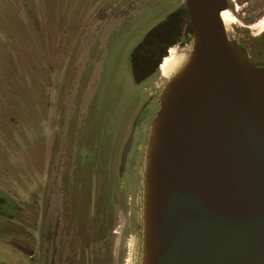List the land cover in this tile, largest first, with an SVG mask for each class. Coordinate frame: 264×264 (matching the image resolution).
<instances>
[{"label": "rangeland", "instance_id": "obj_1", "mask_svg": "<svg viewBox=\"0 0 264 264\" xmlns=\"http://www.w3.org/2000/svg\"><path fill=\"white\" fill-rule=\"evenodd\" d=\"M230 2L236 23L228 30L256 60H264V34L252 28L264 18V0ZM183 4L0 0V264H59V259L43 257L39 207L47 169L51 172L61 147L68 159L64 185L74 207L72 214L68 207L63 242L72 248L95 242L106 228L104 212L111 209L113 195H121L122 181L137 183L124 192L133 198L130 211L137 222L140 164L159 109L153 95L167 80L159 70L136 81L132 58L148 33ZM190 41L185 37L173 48L183 56ZM130 142L123 174L122 157ZM127 210L119 213V232ZM88 225L93 228L89 236ZM131 233L127 264L137 257V228Z\"/></svg>", "mask_w": 264, "mask_h": 264}, {"label": "water", "instance_id": "obj_2", "mask_svg": "<svg viewBox=\"0 0 264 264\" xmlns=\"http://www.w3.org/2000/svg\"><path fill=\"white\" fill-rule=\"evenodd\" d=\"M230 6L180 8L191 41L153 95L134 264H264V62L228 30Z\"/></svg>", "mask_w": 264, "mask_h": 264}, {"label": "flooded vegetation", "instance_id": "obj_3", "mask_svg": "<svg viewBox=\"0 0 264 264\" xmlns=\"http://www.w3.org/2000/svg\"><path fill=\"white\" fill-rule=\"evenodd\" d=\"M231 12V11H230ZM259 21V20H258ZM185 31H187L186 26L184 27ZM188 34V33H187ZM264 34V33H263ZM259 36V35H258ZM264 36V35H263ZM264 40V38H263ZM174 48H170L169 54L167 57L163 58L161 64L153 74L160 70L161 75L163 76L164 67L166 64L167 59H169L171 55V51ZM176 49V48H175ZM177 50V49H176ZM134 55V54H133ZM172 56V55H171ZM252 58L253 54L251 55ZM167 58V59H166ZM166 59V60H165ZM256 60V59H254ZM133 61V58H132ZM170 61V60H169ZM256 62H264V60H256ZM164 63V64H163ZM133 64V63H132ZM163 65V66H162ZM162 67V68H161ZM149 76V77H150ZM147 79V78H146ZM67 106V103H65ZM70 110V109H69ZM66 109L65 118H67V114L69 112ZM63 110L59 111L56 115L57 119H61L63 116ZM63 140H65V131L63 132ZM62 136V135H61ZM58 142H62V138L59 137L57 139ZM60 147V146H59ZM63 149L61 147L56 154L55 157V164L51 168V172L47 169V173L45 175V184L42 189V201L40 205V220L42 224V229H44V233L41 234V248L43 250V257L46 259L56 260L59 259V264H70L71 260H79L82 264H127V258L125 255L128 254L126 249L128 248V236H131V231L136 227L135 219H133V213L130 209H133V198L125 194L124 192H128L130 188L134 187L137 183H130V182H121L119 185L118 194L120 197L113 195V205L111 208L105 210L104 214V223L105 229L104 232L99 236L96 237L95 242H90L88 245L82 247L79 243L76 245V248H72V246L66 242H63L64 238V227L67 217L66 215L69 214L68 207L70 203L72 204L73 199L68 194V191L65 188V178L67 177V157L65 154V158L63 156ZM130 149V148H129ZM128 149V151H129ZM125 152V151H124ZM66 153V152H65ZM128 155V152H127ZM124 156V153H123ZM127 162L123 164V157L121 162L122 173L124 174V168ZM46 165V164H45ZM47 167V166H46ZM128 190V191H127ZM115 193V192H114ZM113 193V194H114ZM93 198V197H92ZM94 200L90 199L89 205L92 204V208L96 209V212H99L98 207L93 206ZM135 204V203H134ZM72 208L71 214L73 213L74 207ZM124 209H128L126 211L125 222L122 227V232L117 230L118 223L120 222V211ZM93 218L92 212L89 213V225L90 219ZM88 225L87 232L88 236L93 234V228H90ZM46 226V228H44ZM120 227V226H119ZM120 234L118 238L117 235ZM119 240V243H118ZM101 244V245H99ZM48 245L49 248L46 247ZM106 245V249L105 246ZM116 247H119V251L116 252ZM100 248L102 251L105 252L101 254Z\"/></svg>", "mask_w": 264, "mask_h": 264}, {"label": "trees", "instance_id": "obj_4", "mask_svg": "<svg viewBox=\"0 0 264 264\" xmlns=\"http://www.w3.org/2000/svg\"><path fill=\"white\" fill-rule=\"evenodd\" d=\"M185 26L188 29L191 27L189 13L179 9L148 33L133 55L136 81L141 82L158 70L163 58L168 56V50L189 37Z\"/></svg>", "mask_w": 264, "mask_h": 264}, {"label": "bare ground", "instance_id": "obj_5", "mask_svg": "<svg viewBox=\"0 0 264 264\" xmlns=\"http://www.w3.org/2000/svg\"><path fill=\"white\" fill-rule=\"evenodd\" d=\"M222 17H223L226 25L236 23V17L230 11L223 12ZM252 28H255L256 30H258L259 33H257V34L259 36H261L264 33V18L262 20H260L258 26H255ZM171 55H170L169 59L166 58L167 61H166L164 71H163V75H164L163 77L164 78H168L175 71V69L180 65L182 58H183L182 54H178V51L175 48L172 49Z\"/></svg>", "mask_w": 264, "mask_h": 264}]
</instances>
